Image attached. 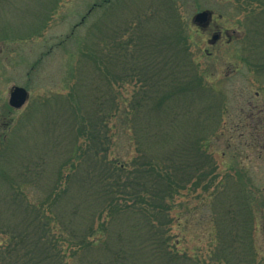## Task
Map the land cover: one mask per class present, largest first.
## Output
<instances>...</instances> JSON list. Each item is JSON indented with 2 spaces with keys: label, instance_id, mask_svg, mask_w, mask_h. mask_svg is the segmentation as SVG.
Returning a JSON list of instances; mask_svg holds the SVG:
<instances>
[{
  "label": "trees",
  "instance_id": "1",
  "mask_svg": "<svg viewBox=\"0 0 264 264\" xmlns=\"http://www.w3.org/2000/svg\"><path fill=\"white\" fill-rule=\"evenodd\" d=\"M66 1L0 0V15L40 13L35 36ZM228 1L220 18L235 7L240 16L227 42L233 70L258 88L245 92L249 111L232 117L231 134L259 139L264 123L246 115L264 116L254 102L264 95V0ZM194 28L170 0H93L68 36L47 44L43 56L73 42L62 95L37 99L26 114L40 118L28 123L9 104L0 114V264H208L180 248L175 230L198 193L214 208L213 259L257 263L247 251L230 258V248L242 257L254 245V210L264 205L243 176L219 179L213 142L225 134V108ZM13 30L0 23V47L33 36ZM121 134L131 155L116 152Z\"/></svg>",
  "mask_w": 264,
  "mask_h": 264
},
{
  "label": "rangeland",
  "instance_id": "2",
  "mask_svg": "<svg viewBox=\"0 0 264 264\" xmlns=\"http://www.w3.org/2000/svg\"><path fill=\"white\" fill-rule=\"evenodd\" d=\"M176 2L182 11V15L187 21H192L195 13L202 10H210L215 14L218 19V28L211 27L205 30L196 31L197 36H201V44L204 46L211 57L209 64L214 68L213 82L218 83L217 88L221 91L217 94L216 98L221 102L224 109L223 123H226L224 128L225 134L223 137L216 139L213 142L215 155L220 164V177L221 180L224 176H243L241 179L247 188L256 194L258 204L264 205V131L259 136L253 132H243L245 137H240L239 132L230 126L232 117L239 122H242L241 110H248L247 98L245 92L251 90L256 93V86L248 84V81L242 77V70L233 68L236 67L231 58L234 52L232 46L227 43V38H224L217 44H211L210 38L212 31L228 29L233 36L232 30H239L240 16L236 14V7L230 10L229 19H221L222 13L228 9V0H170ZM67 3L58 4L56 12L45 24L46 26L34 36V29L38 28L41 23L42 16L40 13L30 16L28 18H19L13 14L0 15V23L15 31H20L22 35L32 37L24 41L12 42L8 46L0 47V114L3 113L4 104H8L10 88L14 85L26 87L30 91V98L32 103L30 107L25 105L20 110L14 111L13 117L17 121L21 116L26 115V123L39 119L40 115L32 114L27 116L30 108L35 107V103L44 102L50 96L62 95L60 89L61 85L66 79L65 69L69 64V50L73 49V42L67 41L66 47L68 51L63 50L61 47L55 48L51 54L43 56L49 46L47 44L57 41V37L65 38L71 31L73 24L78 22L81 16L87 11L93 0H68ZM47 19L45 18L44 21ZM235 26V27H233ZM199 28V26L196 25ZM237 27V28H236ZM13 30V31H14ZM212 30V31H211ZM77 32L85 35V29H77ZM201 60H206L202 58ZM33 66H35L34 69ZM240 67V64H237ZM242 72V73H241ZM258 89V88H257ZM61 93H57V92ZM41 98V99H39ZM39 99V101H37ZM257 104H264V95L261 92L257 98L254 99ZM37 101V102H36ZM253 101V99L251 100ZM50 104V102H49ZM49 104L47 106H49ZM45 106V107H47ZM41 113L49 108L42 106ZM29 110V111H28ZM223 110V109H222ZM38 113V114H41ZM47 115H42L41 118ZM28 117H30L28 119ZM23 118V119H24ZM22 119V120H23ZM250 123L251 122H246ZM37 132L41 130V122H36ZM224 127V126H222ZM245 127V126H244ZM248 129L247 127L245 128ZM25 131V130H24ZM241 132V130L239 129ZM21 134L20 132H18ZM36 136L37 133H36ZM229 138L232 141L229 142ZM116 152L119 154L131 155L133 148L128 147V141L121 134L116 138ZM209 197V196H208ZM203 193L195 194L191 200L185 198V205L180 217V228L176 226L175 230L177 235L181 238L180 248L192 254H196L202 260H206L208 264H225V259L221 261L213 259L214 246L217 243L218 237L214 232V224L212 221V214L214 212L213 205H211V198L208 199ZM192 209L191 212L188 211ZM259 213L260 221L264 222V207L257 211ZM263 218V219H262ZM262 222V223H263ZM187 225V226H186ZM187 228V230H185ZM211 228H213L211 230ZM257 251L259 252L256 264H264V223L263 228L256 234ZM238 258V256H236ZM228 264V263H226Z\"/></svg>",
  "mask_w": 264,
  "mask_h": 264
},
{
  "label": "flooded vegetation",
  "instance_id": "3",
  "mask_svg": "<svg viewBox=\"0 0 264 264\" xmlns=\"http://www.w3.org/2000/svg\"><path fill=\"white\" fill-rule=\"evenodd\" d=\"M199 26V30H205V29H208V28H211V27H216L218 28V19L215 18V14L213 13L212 14V19L211 21L207 24V25H197ZM212 31V30H211ZM214 32L212 37L210 38V43L212 44H217L218 42H220L224 36L225 38H227V42L230 41L232 39V36L229 32L228 29H218V30H215V31H212ZM217 34L218 35V38L214 39V35ZM246 119H249V121H255V122H258V123H264V116L263 117H260L259 115H254V112H251L249 114L246 115ZM259 210V208L255 209L254 210V220L252 221L251 223V228L253 229V244H251L252 248H250V245H249V248L247 245H245V248H241L242 250H244V253L242 255V257H239L236 258V255H233V254H237L239 253V250L236 251L235 248H230V258L233 259V260H236V259H248V257H246V251L249 252L250 254H253L256 258L258 257L259 255V252L257 251V244H256V234L258 233L259 229H260V225H261V229L263 228V221H260V218H259V213L257 212ZM263 219V218H262ZM263 222V223H262ZM241 246H243V244H241ZM253 249V250H252ZM245 255V256H244ZM253 259V257H252Z\"/></svg>",
  "mask_w": 264,
  "mask_h": 264
},
{
  "label": "water",
  "instance_id": "4",
  "mask_svg": "<svg viewBox=\"0 0 264 264\" xmlns=\"http://www.w3.org/2000/svg\"><path fill=\"white\" fill-rule=\"evenodd\" d=\"M212 19V12L209 10H202L194 14L192 22L197 25H207ZM214 39L218 38L215 34ZM30 91L23 86L14 85L10 88L8 104L14 109H21L29 100Z\"/></svg>",
  "mask_w": 264,
  "mask_h": 264
}]
</instances>
